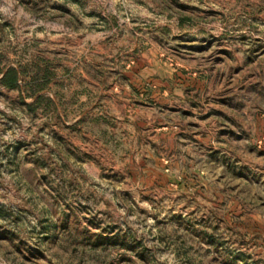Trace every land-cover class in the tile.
<instances>
[{
  "label": "rangeland",
  "instance_id": "rangeland-1",
  "mask_svg": "<svg viewBox=\"0 0 264 264\" xmlns=\"http://www.w3.org/2000/svg\"><path fill=\"white\" fill-rule=\"evenodd\" d=\"M11 67L0 264H264V0H0Z\"/></svg>",
  "mask_w": 264,
  "mask_h": 264
},
{
  "label": "trees",
  "instance_id": "trees-1",
  "mask_svg": "<svg viewBox=\"0 0 264 264\" xmlns=\"http://www.w3.org/2000/svg\"><path fill=\"white\" fill-rule=\"evenodd\" d=\"M28 73H29V69L23 67H19V68L11 67V68H7L6 70L0 68V75H1L0 85L8 90L20 89L19 82L21 81V78ZM45 78H47V76H45ZM42 105L46 107H51L52 103L47 98L43 96H39L35 100V102L31 105H28V107L29 109H31V111H36L37 108Z\"/></svg>",
  "mask_w": 264,
  "mask_h": 264
}]
</instances>
